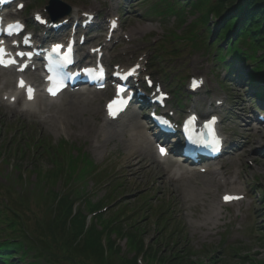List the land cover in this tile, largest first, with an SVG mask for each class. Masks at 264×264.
<instances>
[{
    "label": "rangeland",
    "instance_id": "rangeland-1",
    "mask_svg": "<svg viewBox=\"0 0 264 264\" xmlns=\"http://www.w3.org/2000/svg\"><path fill=\"white\" fill-rule=\"evenodd\" d=\"M61 1L75 7L79 12L91 11L98 16V22L101 24L99 34L103 35L91 40V45L103 44L109 66L129 65L139 52L150 56L151 49L155 46L158 48L162 44L164 50L162 63L152 68L157 81L166 85L167 90L171 91L173 88L168 79L171 76H174L175 82L181 79L183 83L188 76L204 74L207 77L206 89L214 90L213 94L201 93L198 98L204 100L205 104L217 98L223 101L225 106L219 113L221 118H225L223 129L229 134L234 133L235 137L230 135L229 137L233 143H237L238 148H241L233 153L229 151L218 161L217 166H223L231 175L234 187L219 189L214 195L218 198L222 192H233L238 188L245 194V199L234 206L222 207V209L217 207V216L204 227L200 205L193 207L195 202L188 199L190 195L181 192L177 185L173 186L176 183L162 181L160 177L164 178L163 171L156 174L151 170L138 172L136 175L130 171L127 163L124 162L125 150L121 144L123 142L121 135L117 137V142L106 143L101 140V136L99 137L97 129L75 123L70 127L66 126L65 116H61L56 111L43 112L41 115L38 112L15 114L0 105V209L3 204L11 208L17 205L16 209L24 211L23 215L28 222L27 231L35 229L33 220L37 218L41 227L47 224L53 226L52 236L59 242L66 236L73 241V244L83 242V238H88V234L87 236L83 234L93 230L95 233H100V244L105 241L109 244L111 241L114 242V250L118 251L121 259H129L135 255L134 250L129 251L130 240L139 239L140 245L149 246L145 257L139 260L140 264H158L155 259L148 256L156 249H161L168 255L172 244L173 253L177 252L180 257L185 258V264L264 263V159L262 158L264 147L259 148L246 143L253 133L264 132V123L249 120L248 125L245 126L237 117L238 113H241V116L243 114L253 117L254 103L251 100L249 83L264 85V80L256 79L252 82L246 75L241 83H232L231 81H235L232 71L227 75L225 67L220 64L214 66L213 63L217 59L213 58L212 52H207L208 48L205 46L199 44L191 46L186 41L171 43L174 37L169 33L176 30L175 35L182 34L181 30L186 25L198 20L200 16L198 12L187 13L185 25L178 29L176 18L171 14L141 13L146 7L156 3L162 7L163 3L160 0H144L143 3H139V0L138 2L134 0ZM47 2L48 0H40V2L28 0L25 10L18 17L25 21L30 20L33 14L42 10ZM209 2L213 3L214 0H206L207 6ZM242 2L243 0H237L233 10L229 8L223 17L234 11ZM43 15L46 16L44 12ZM117 16L120 17V26L115 31L113 39L106 42L107 21ZM213 16L209 17L210 20L206 25L207 30L209 29L208 33L204 29L200 33L206 39L209 37L210 42L215 40L218 33L216 24H219L223 18L221 17L220 20ZM27 25L29 30L34 32L35 37L44 34L40 28L39 31L35 30L34 24L27 22ZM198 28H201V25ZM159 40L162 42L159 43ZM153 42L158 43L155 45ZM222 44L224 46V42ZM261 53L259 51L258 55ZM147 65L149 64H144ZM250 68V66H242L241 70L248 73ZM162 76H165V80ZM225 78L231 81L224 83ZM11 84L13 88V79ZM178 91L169 108L176 115H184L190 107L189 103L186 104L188 100L185 95L178 97ZM105 98H108L107 94L101 99L96 110L99 107L102 110ZM40 107L44 108L42 105ZM133 112L145 126L147 120L143 117L142 111L134 109ZM92 117L88 118L91 119L93 126L99 127L101 124L96 121L93 113ZM242 117L246 120L245 116ZM82 119L81 117L77 122L80 123ZM238 125L241 130H238ZM256 139H258L257 134ZM58 146L62 151L57 150ZM82 153L88 156L93 164L83 160L72 168L75 155L76 162H79L82 160ZM237 154L239 155L236 156ZM60 167L63 169L57 173ZM49 173L51 176L47 179ZM67 193L80 213L71 223L67 221L65 227L61 225L64 213L56 211L53 199ZM21 197L25 198V201H22ZM214 197L212 204L215 201ZM96 202H101L99 208L104 207L103 211H105L91 218L96 211L92 203ZM72 213H75V207ZM89 214L91 215L88 217ZM82 217L85 218L84 231L83 234H79V220ZM89 224L90 227L87 228ZM118 224L126 233L136 236L133 238L132 235L124 234V231L121 235L106 232V226H119ZM176 228L177 232H173ZM35 233L39 234V230L34 232V235ZM75 233L77 237H73ZM174 243L178 246L175 247ZM108 252L109 248L104 254L110 260ZM55 253L59 254L57 250ZM115 258L117 257L113 255L111 261H115ZM60 259L63 264H69L68 260ZM29 262L31 257H26L20 264ZM87 264H98V261H89ZM112 264L118 263L115 261Z\"/></svg>",
    "mask_w": 264,
    "mask_h": 264
},
{
    "label": "trees",
    "instance_id": "trees-1",
    "mask_svg": "<svg viewBox=\"0 0 264 264\" xmlns=\"http://www.w3.org/2000/svg\"><path fill=\"white\" fill-rule=\"evenodd\" d=\"M163 1L162 7L160 9L157 8L158 12L160 14L173 15L179 26L185 24L187 13H199L198 20L188 24L186 31H183L186 41L195 45H203L207 48L213 46V49L218 50L217 60L231 70L234 63L249 61L252 63V68L248 72L249 78L254 81L256 79L264 80V0H243L234 11L230 12L231 14L228 13L224 17L223 15L229 8L233 10V6L237 0H214L213 3L209 2V6H207L206 0ZM211 15H214L213 17H216V19L223 18L219 24H216L218 33L215 40L209 44L205 36L200 33L203 29L208 33L209 29L207 30L208 26L206 25ZM199 25H201V28H198ZM233 38L235 41L231 43V39ZM223 42L225 43V47L221 46ZM259 51L262 53L258 55ZM222 52H227L229 61L225 60ZM57 150L62 151V148L58 146ZM76 160L77 158H74L73 161L75 162L71 161L73 163L72 168L77 166L78 162ZM82 161L83 159L80 162ZM61 163L63 164V162ZM62 169L63 167H60L57 173L61 172ZM50 176L49 173L47 179ZM21 200L23 201V198ZM19 202V206H21V201ZM53 203L56 206V211H63L64 220L61 225L66 227L67 221L71 223L75 218V216L70 218L71 206L69 197H56L53 199ZM92 206L98 209L101 203L92 204ZM5 209H7V212H5L0 222V227H3V234L7 237V240L0 242V264H17L15 262V256L17 255H20V259L29 255H32L33 259L43 258L47 264H63L60 258L68 260L69 264H87V262H94V260H97L98 264H112L115 261L118 264H136V255L142 253V244H139V239L135 241L130 240L131 246L129 247V251L131 249L134 250L135 255L129 259H121L118 251L114 250V243L111 242L109 244L110 260H108L100 244V233H95L92 230L89 233L83 234L84 217L79 220L80 231L78 232L84 236L88 234V238H83V242L73 244V241L67 236L63 237L62 241L59 242L52 236L53 226L47 224L41 227L37 220L34 222V232L39 230V234L35 233L36 235L31 238L26 233L27 224L20 213L16 210H11V208L5 207ZM9 209L11 210L10 213ZM106 228L109 229L108 232L116 235H121L124 231L120 225H112L109 228L106 226ZM124 234L132 235L133 238L136 236V234H129L125 231ZM77 236V233L73 234V237ZM174 246L178 245L174 243ZM56 249L59 254L53 252ZM173 249L172 244L170 248L171 252L168 255L163 250L156 249L148 257L155 259L158 264H185V258L180 257L177 252L173 253ZM113 255L117 257L115 261H111Z\"/></svg>",
    "mask_w": 264,
    "mask_h": 264
},
{
    "label": "bare ground",
    "instance_id": "bare-ground-1",
    "mask_svg": "<svg viewBox=\"0 0 264 264\" xmlns=\"http://www.w3.org/2000/svg\"><path fill=\"white\" fill-rule=\"evenodd\" d=\"M75 13L76 9H73V14L75 15ZM32 73L27 74L28 77L34 75L32 79L35 83H37V85H39L40 77H38L37 74ZM4 75L7 79L4 82L0 81V95L9 88L11 84L9 77L14 75V72L6 71ZM249 91L255 92L256 94L254 93L252 96L255 98V100H260L264 105V85L251 86ZM62 96V100L49 103L45 105L43 109H40L39 107L35 108V105L41 99L40 93H37V96H35L32 100L33 103H24L22 110L27 109V111L33 113L38 109L39 115H41L43 112L56 111L60 113L61 116H65V119L67 120L65 124L66 126L70 127L72 126V123H75L77 125L84 124V126H87L88 128L92 127L93 129H97L99 130V137L101 136V140L106 143L117 142V137L121 135L123 137V142H121V144L125 150L124 162L127 163V167L131 172H133L134 175L138 174V172H150L151 170H154L156 174H159L161 173L160 171H163L164 178L163 176L160 177L161 180L163 179L162 181L166 180L176 184L178 183L177 187L181 190V192L190 195L188 199L195 202L193 207L200 205V208L202 209L201 214L203 217L202 226L206 227L208 224H210V221H212V219L217 216L215 211L216 205L212 204L213 197L215 196L214 194L219 190V188L234 187V181L229 177L230 174L226 168L223 166L209 167L208 170L202 174L199 172H192L191 176H189V172L187 170L181 168L180 166H174V163L169 159L160 160L157 157V154L154 153L150 140L147 137V131L142 124L143 122L140 121L138 115L134 112L128 113L126 117L118 120L116 123L111 122L104 116V114L102 117H100L98 115L100 111L99 109H96L100 105L101 99L105 96V92L80 91L75 94H63ZM0 105H3L2 98L0 100ZM5 107L7 106L5 105ZM8 108L12 109L14 113L22 111L21 109V111L17 110L15 106L12 107L9 103ZM92 113L96 117V121L102 123L99 125V127H95V125L93 126L90 121L91 119L88 118L92 117ZM81 117L83 119L80 123H78L77 121ZM92 119L94 120L93 117ZM256 134L258 139H256ZM256 134L253 133L250 135L247 143L249 145H254L255 147L263 148L264 132H258ZM262 152V158L264 159V151ZM238 155L239 154L236 156ZM176 159L179 160L177 157ZM178 170H181L182 172L178 173ZM229 194L241 195V191L237 188V192H229Z\"/></svg>",
    "mask_w": 264,
    "mask_h": 264
},
{
    "label": "snow or ice",
    "instance_id": "snow-or-ice-1",
    "mask_svg": "<svg viewBox=\"0 0 264 264\" xmlns=\"http://www.w3.org/2000/svg\"><path fill=\"white\" fill-rule=\"evenodd\" d=\"M110 114H115V112H113L112 110H111V106H110ZM226 199H229V198H226Z\"/></svg>",
    "mask_w": 264,
    "mask_h": 264
},
{
    "label": "water",
    "instance_id": "water-1",
    "mask_svg": "<svg viewBox=\"0 0 264 264\" xmlns=\"http://www.w3.org/2000/svg\"><path fill=\"white\" fill-rule=\"evenodd\" d=\"M55 1H52V3H54ZM66 12H68V11H66Z\"/></svg>",
    "mask_w": 264,
    "mask_h": 264
}]
</instances>
